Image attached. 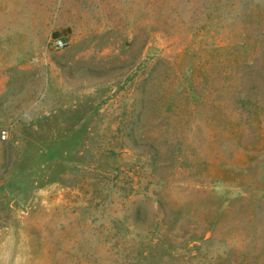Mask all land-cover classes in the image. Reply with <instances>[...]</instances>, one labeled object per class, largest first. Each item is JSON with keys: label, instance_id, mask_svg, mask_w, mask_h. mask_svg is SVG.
Returning a JSON list of instances; mask_svg holds the SVG:
<instances>
[{"label": "rangeland", "instance_id": "rangeland-1", "mask_svg": "<svg viewBox=\"0 0 264 264\" xmlns=\"http://www.w3.org/2000/svg\"><path fill=\"white\" fill-rule=\"evenodd\" d=\"M0 264H264V0H0Z\"/></svg>", "mask_w": 264, "mask_h": 264}, {"label": "built area", "instance_id": "built-area-1", "mask_svg": "<svg viewBox=\"0 0 264 264\" xmlns=\"http://www.w3.org/2000/svg\"><path fill=\"white\" fill-rule=\"evenodd\" d=\"M52 44L57 49H64L70 44V41L66 39L65 37H60V38L53 40ZM5 137L6 136H3V138Z\"/></svg>", "mask_w": 264, "mask_h": 264}, {"label": "trees", "instance_id": "trees-1", "mask_svg": "<svg viewBox=\"0 0 264 264\" xmlns=\"http://www.w3.org/2000/svg\"><path fill=\"white\" fill-rule=\"evenodd\" d=\"M59 35H60L59 33H54L55 37H59Z\"/></svg>", "mask_w": 264, "mask_h": 264}]
</instances>
